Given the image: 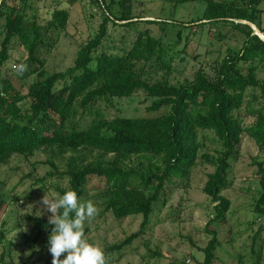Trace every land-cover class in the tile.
Returning <instances> with one entry per match:
<instances>
[{"label":"trees","instance_id":"1","mask_svg":"<svg viewBox=\"0 0 264 264\" xmlns=\"http://www.w3.org/2000/svg\"><path fill=\"white\" fill-rule=\"evenodd\" d=\"M33 1L0 0V167L13 158L29 161L46 150L61 156L73 154L63 170L51 159L41 162L47 167L42 176L35 174L39 163H31V171L21 176L19 184L33 179L34 185L45 188L49 180L60 196L75 191L81 200L86 187L96 182L101 186L97 196L104 212L118 221L140 216L138 230L108 246L106 255L120 252L144 235L168 192L176 186L186 188L200 161L213 168L203 187L213 205L209 224L224 221L230 202L222 192L229 187V174L239 159L245 134L258 149L253 165L260 193L253 210L264 219V81L257 78L264 68V0H163L174 7L203 2V14L188 21L142 20L133 14L130 0H91L101 12V22L94 36L79 45L72 65L64 71H49L45 56L57 43L58 36L54 39L51 32L66 30L69 13L54 9L41 24ZM140 23L159 25L163 31L168 25L183 29L227 25L242 36V45L201 64L190 79L172 83L175 61L186 53V47L176 50L181 30L174 42H165L163 37H153L149 29H139ZM109 24L127 32L121 35L119 46L106 42ZM130 33L133 39L127 41ZM12 49L24 54L15 60L27 65L23 75L6 69ZM139 94L149 101L146 116L106 119L98 108L102 104L104 109L115 108L114 100ZM93 111L95 117L86 121L84 116ZM247 116L253 118L249 125ZM205 131L217 145L212 153L206 150L205 136L199 137ZM5 205L0 189V212ZM1 226L0 244L5 236L4 223ZM51 230L47 215L34 217L27 244L34 247ZM206 232L211 238L202 249L203 261L195 264L215 260L220 245L217 233ZM260 232L255 233L251 248L257 258L254 243Z\"/></svg>","mask_w":264,"mask_h":264},{"label":"rangeland","instance_id":"2","mask_svg":"<svg viewBox=\"0 0 264 264\" xmlns=\"http://www.w3.org/2000/svg\"><path fill=\"white\" fill-rule=\"evenodd\" d=\"M130 1L133 5V14L142 17V20L160 18L188 21L200 17L205 7L204 3L199 1L184 2L176 7L163 0ZM33 5L41 24L47 22L54 9H65L69 13L66 30L51 32L54 39L58 36L57 43L45 56L46 68L49 71H64L72 65L79 45L97 32L101 22V12L91 0H34ZM138 28L149 29L153 37H163L165 42L171 43L175 41L181 30L179 33L181 38L176 50L181 51L186 47V53L180 54L175 61L176 72L170 79L172 83L183 81L185 78L190 79L201 64H207L215 57L222 58L227 48L237 50L242 45V36L227 25L193 29L168 25L163 31L159 25L140 23ZM219 33L222 35L221 39L218 37ZM124 34L127 32L122 27H112L109 24L106 42L109 45L119 46L118 41ZM126 36L127 41L133 39L132 33ZM1 38L0 36V40ZM23 55V52L12 49L11 61L6 69L11 68L13 71V65L18 63L15 60H21ZM257 78L264 81V68L258 71ZM114 103L115 108L104 109V104L98 107L106 119H113L116 116L147 115L145 108L149 105V101L145 102L142 94L129 99H116ZM94 112L91 116H84L85 120L90 121L94 118ZM252 122V117H245L246 125ZM201 136H205L206 150L212 153L217 147L213 135L205 131L199 133V137ZM70 155L73 154L67 153L61 156L57 151L46 150L37 152L29 161L13 158L8 165L0 167V189L6 196L7 204L0 212V229L4 223L5 231L4 242L0 244V264H51L48 238L38 242L34 247L29 246L26 239L32 228L33 219L37 217V211H43V215L48 217L51 215L40 203L43 196L47 192L51 198L52 194L57 192L50 187L53 182L49 180L45 182V188L34 185L33 179H26L20 184L19 181L21 176L31 171V163H39L35 168V174L42 176L47 171V167L41 162L51 159L60 170H63ZM257 157L256 144L244 134L241 138L239 159L229 174V187L222 192L230 202L224 221L209 224L213 218V205L203 193V187L207 175L213 171V168L200 161L193 169L186 188L176 186L168 192L166 203L159 204L158 209L152 214L144 235L120 252L106 254L108 264L201 263L204 257L202 249L211 238L206 232L207 229L216 231L220 243L213 264H264V219L256 215L253 210L260 193L257 168L253 165ZM2 182L4 184H1ZM32 184L33 190L30 189ZM61 185L65 187L66 182L61 181ZM100 187L96 182H91L86 187L85 196L81 201L91 200L99 210L95 219L86 223L85 235L88 243L104 251L108 246L118 244L136 232L141 217H127L118 221L110 212H104L100 206L102 200L97 196L101 191ZM29 205L34 207L28 209ZM260 229V235L254 243V249L259 251L257 258L252 254L251 248L253 237ZM63 258L62 256L61 259Z\"/></svg>","mask_w":264,"mask_h":264},{"label":"clouds","instance_id":"3","mask_svg":"<svg viewBox=\"0 0 264 264\" xmlns=\"http://www.w3.org/2000/svg\"><path fill=\"white\" fill-rule=\"evenodd\" d=\"M13 69L23 75L27 65H13ZM40 203L51 214L48 217V224L52 226L48 237L51 264H108L104 251L88 243L85 235L86 223L99 214L91 200L82 202L75 191H67L62 196L53 193L51 198L46 192ZM33 207L29 205L28 209ZM42 215L43 211L36 212L38 218Z\"/></svg>","mask_w":264,"mask_h":264},{"label":"water","instance_id":"4","mask_svg":"<svg viewBox=\"0 0 264 264\" xmlns=\"http://www.w3.org/2000/svg\"><path fill=\"white\" fill-rule=\"evenodd\" d=\"M252 28H253V30L255 31V33H256L258 36H261L260 32H259L256 28H254V27H252Z\"/></svg>","mask_w":264,"mask_h":264},{"label":"built area","instance_id":"5","mask_svg":"<svg viewBox=\"0 0 264 264\" xmlns=\"http://www.w3.org/2000/svg\"><path fill=\"white\" fill-rule=\"evenodd\" d=\"M14 65H18V64H14Z\"/></svg>","mask_w":264,"mask_h":264}]
</instances>
